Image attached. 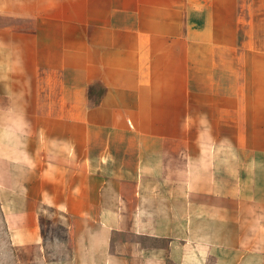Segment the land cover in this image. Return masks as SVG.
Returning <instances> with one entry per match:
<instances>
[{
    "label": "crops",
    "instance_id": "obj_1",
    "mask_svg": "<svg viewBox=\"0 0 264 264\" xmlns=\"http://www.w3.org/2000/svg\"><path fill=\"white\" fill-rule=\"evenodd\" d=\"M60 5L13 52L28 94L0 124L11 244L37 261L52 210L69 234L107 233L102 264H264V0ZM73 247L51 264H78Z\"/></svg>",
    "mask_w": 264,
    "mask_h": 264
},
{
    "label": "rangeland",
    "instance_id": "obj_2",
    "mask_svg": "<svg viewBox=\"0 0 264 264\" xmlns=\"http://www.w3.org/2000/svg\"><path fill=\"white\" fill-rule=\"evenodd\" d=\"M54 5H47L46 0H0V124H13L16 111L25 104L23 96L28 94V82L23 78V72L15 71L14 48L27 47L29 32L35 26L33 18H61L64 12L60 0H50ZM71 11L73 8H70ZM13 53V54H9ZM28 81V80H27ZM23 85V87H22ZM28 106V104H27ZM246 157H248L246 155ZM57 215L52 210H46L39 216V226L43 237V247L37 251V261L31 260V250L15 248L9 239L0 213V264H51L52 261L66 259L70 254V243L74 244L78 264H102L105 242L108 237L105 231L96 226L84 223L75 224V230L69 234L57 222ZM197 235L216 238H227L233 241L235 230L232 226L213 224L206 226L198 224ZM148 245L162 244L146 238L137 237ZM35 257V256H34ZM36 259V258H35Z\"/></svg>",
    "mask_w": 264,
    "mask_h": 264
}]
</instances>
